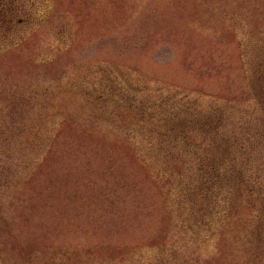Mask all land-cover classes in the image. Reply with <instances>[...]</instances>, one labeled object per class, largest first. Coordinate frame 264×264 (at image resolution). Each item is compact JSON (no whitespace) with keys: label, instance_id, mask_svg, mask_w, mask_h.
Listing matches in <instances>:
<instances>
[{"label":"rangeland","instance_id":"1","mask_svg":"<svg viewBox=\"0 0 264 264\" xmlns=\"http://www.w3.org/2000/svg\"><path fill=\"white\" fill-rule=\"evenodd\" d=\"M12 3L18 19L0 28V264H20L22 249L47 260L172 242L164 192L128 149L130 113L96 112L89 85L102 68L223 108L228 131L264 166L252 80L264 29L250 38L248 21L208 0ZM242 208L215 236L188 235L185 264H264L257 210Z\"/></svg>","mask_w":264,"mask_h":264},{"label":"trees","instance_id":"2","mask_svg":"<svg viewBox=\"0 0 264 264\" xmlns=\"http://www.w3.org/2000/svg\"><path fill=\"white\" fill-rule=\"evenodd\" d=\"M208 1L217 3L226 19L234 17L236 24L241 19L248 21L252 26L248 36H259L264 29L258 24L264 21V9L257 8L264 0ZM260 52L254 60L252 80L261 105L258 120L263 139L264 48ZM98 72V79L91 82L93 88L89 85L96 112L130 113V121L123 127L130 136L128 149L164 192L169 225L172 222V226H165V233L172 242L164 244L163 237L156 244L132 251L65 250L59 252L60 257L54 253L47 260L31 257L22 249L20 264H185L189 259L183 248L188 235L196 240L215 236L217 229L240 214L243 205L257 210L258 223L252 231L257 228L256 239L263 238L264 166H255L236 133L228 131L231 116L221 107L203 108L182 92L152 93L130 77L104 68ZM195 136L201 137L199 143ZM243 197L257 199L260 204L242 202Z\"/></svg>","mask_w":264,"mask_h":264},{"label":"flooded vegetation","instance_id":"3","mask_svg":"<svg viewBox=\"0 0 264 264\" xmlns=\"http://www.w3.org/2000/svg\"><path fill=\"white\" fill-rule=\"evenodd\" d=\"M14 0H0V28L11 27L18 19L15 17L12 2Z\"/></svg>","mask_w":264,"mask_h":264}]
</instances>
